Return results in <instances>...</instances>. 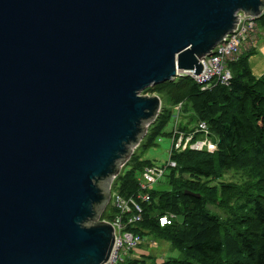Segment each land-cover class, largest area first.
I'll return each mask as SVG.
<instances>
[{"label":"water","instance_id":"water-1","mask_svg":"<svg viewBox=\"0 0 264 264\" xmlns=\"http://www.w3.org/2000/svg\"><path fill=\"white\" fill-rule=\"evenodd\" d=\"M240 14L264 0H0V264L111 259V185L162 110L141 93Z\"/></svg>","mask_w":264,"mask_h":264},{"label":"trees","instance_id":"trees-1","mask_svg":"<svg viewBox=\"0 0 264 264\" xmlns=\"http://www.w3.org/2000/svg\"><path fill=\"white\" fill-rule=\"evenodd\" d=\"M256 22L264 27V14ZM250 51L229 63L233 74L229 86L217 84L202 90L193 79L183 77L146 89L158 87L175 107L168 109L162 103L160 115L138 150H148L162 139L180 104V115H194L197 125L205 122L218 142V150L212 153L190 148L175 153L172 158L177 166L166 175L170 189L153 187L143 220L128 228L148 241H167L181 253L180 258H168L161 264H264V74H253L249 59L256 52ZM187 128L179 125L181 132ZM168 135L171 139L173 130ZM151 165L135 152L115 179L114 189L126 197L133 195L139 189V174ZM231 170H246L250 181L241 186L210 185ZM233 200L237 203L231 204ZM216 203L231 216L222 219L207 208ZM168 213L177 218L161 227L159 218ZM116 214L115 210L108 219ZM128 260L122 264H146L145 260Z\"/></svg>","mask_w":264,"mask_h":264},{"label":"built area","instance_id":"built-area-1","mask_svg":"<svg viewBox=\"0 0 264 264\" xmlns=\"http://www.w3.org/2000/svg\"><path fill=\"white\" fill-rule=\"evenodd\" d=\"M257 19L240 14L237 28L227 34L201 61L204 65L203 71L199 75H196L194 71H177L176 78L190 77L201 86L202 90L210 89L217 84L229 86L233 79L229 63L238 61L245 50L257 47L253 36L257 29ZM176 111V125L173 129L170 158L167 164L165 166L153 164L146 167L139 174V189L133 195L126 197L113 188L111 190V202L117 214L115 218L107 222L114 227L115 246L111 259L105 264H122L134 249L144 245L145 238L128 228L143 220L144 205L151 200L150 191L155 184L166 177L170 170L176 168L177 163L173 160V155L187 148L195 151L206 150L211 153L218 150V142L212 138L211 131L205 122H199L196 129L189 134L179 131L177 122L182 111V104L176 107ZM199 134L204 136L202 140L196 139ZM161 141L162 139H159V142ZM176 218L174 213L165 214L159 218L160 226L170 225ZM148 242L149 244L154 243Z\"/></svg>","mask_w":264,"mask_h":264},{"label":"rangeland","instance_id":"rangeland-1","mask_svg":"<svg viewBox=\"0 0 264 264\" xmlns=\"http://www.w3.org/2000/svg\"><path fill=\"white\" fill-rule=\"evenodd\" d=\"M253 36H254V39L256 41L257 47L251 48V49H248L245 51L252 50L253 52L257 53L259 45H261L264 42V27L257 25V29L254 31ZM244 52L241 55H245ZM246 53H249V52H246ZM254 55H252V56H254ZM249 64H250V59H249ZM253 66H255V64H253ZM250 68H251V64H250ZM251 70H252V68H251ZM182 78L183 77L176 78L175 80H173L171 82H178ZM141 94L144 96L145 95H147V96L148 95L149 96L157 95L161 98L162 103L166 108L172 109L175 107V105H173L169 101V98L166 95V92H161L158 87H154L148 91L144 90ZM177 124H178V126L186 124L188 128L186 129V132H184V133L189 134L193 129H196V127H197L196 117L192 114L189 115V114L182 113L180 115V117H178ZM175 125H176V117H174L173 120L170 121L167 128L163 131V133L161 135V136H163L161 142L158 141L156 145L150 147L148 150L142 151L141 149H139V150H138V148L136 149L135 152L137 155L141 156L142 161H151L153 164L158 165V166H165L167 164V162L169 161V158H170L169 151H170V148L172 146V142H171V139H170L168 134L170 132H172ZM146 136H145V138H146ZM198 138L200 140H202L204 138V136L202 134H199ZM134 154H133V156H134ZM122 171H123V169H122ZM248 181H250V178H249L248 172L246 170H231V171H224L222 177L219 180H215V181L211 182L210 185L219 187L220 183L224 182V183H235V184L241 186V185H244ZM112 188L114 189V182H113ZM154 189H156L157 191L169 190L170 184H169L168 178L164 177L159 183L155 184ZM234 203H237V201L233 200L231 202V204H234ZM207 208L211 212L220 216L222 219H226V218L231 216L229 210L221 207L219 203L208 205ZM113 209H114V207L112 205V202H110L108 207L106 208V210L103 212V214L100 218V221H104L102 219V217L111 221L113 218L108 219V217H109V215L114 214L115 210H113ZM107 220H105V221H107ZM151 243H153L152 246L149 245L148 238L145 237L144 245L139 246L136 249H134V251L128 255L127 260L128 259H140V261L145 260L146 264H158V263L161 264L162 262H164L168 258H180V256H181V253L177 250H173L171 247V244L167 241L156 242L155 240L152 239ZM148 257H151V258H148ZM140 263L144 264L143 262H140Z\"/></svg>","mask_w":264,"mask_h":264},{"label":"crops","instance_id":"crops-1","mask_svg":"<svg viewBox=\"0 0 264 264\" xmlns=\"http://www.w3.org/2000/svg\"><path fill=\"white\" fill-rule=\"evenodd\" d=\"M259 43V42H258ZM258 52L250 58L252 72L256 77L264 74V42L259 45ZM255 64V66H253Z\"/></svg>","mask_w":264,"mask_h":264},{"label":"flooded vegetation","instance_id":"flooded-vegetation-1","mask_svg":"<svg viewBox=\"0 0 264 264\" xmlns=\"http://www.w3.org/2000/svg\"><path fill=\"white\" fill-rule=\"evenodd\" d=\"M113 184L111 185V190H112ZM111 202V201H110Z\"/></svg>","mask_w":264,"mask_h":264},{"label":"clouds","instance_id":"clouds-1","mask_svg":"<svg viewBox=\"0 0 264 264\" xmlns=\"http://www.w3.org/2000/svg\"><path fill=\"white\" fill-rule=\"evenodd\" d=\"M124 168V167H123Z\"/></svg>","mask_w":264,"mask_h":264}]
</instances>
